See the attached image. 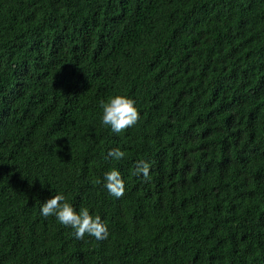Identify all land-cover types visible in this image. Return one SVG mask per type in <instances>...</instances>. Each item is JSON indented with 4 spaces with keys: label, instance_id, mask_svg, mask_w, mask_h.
<instances>
[{
    "label": "trees",
    "instance_id": "1",
    "mask_svg": "<svg viewBox=\"0 0 264 264\" xmlns=\"http://www.w3.org/2000/svg\"><path fill=\"white\" fill-rule=\"evenodd\" d=\"M54 194L108 238L42 216ZM0 264H264V0H0Z\"/></svg>",
    "mask_w": 264,
    "mask_h": 264
},
{
    "label": "clouds",
    "instance_id": "2",
    "mask_svg": "<svg viewBox=\"0 0 264 264\" xmlns=\"http://www.w3.org/2000/svg\"><path fill=\"white\" fill-rule=\"evenodd\" d=\"M102 109V123L109 126L115 133H120L134 126L140 119V113L135 107V101L124 95L109 97L107 101H100ZM125 153L119 148L110 149L108 157L120 160ZM150 164L144 160H139L135 164L132 175L149 179ZM104 185L110 195L119 199L124 195L125 184L121 173L115 168L104 174ZM41 215L45 218L55 216L58 222L65 227L74 229L76 239L83 240L85 235L94 237L96 240L108 238V226L99 215L93 216L87 208H81L77 212L73 206L66 202L63 194H54L51 198L43 202Z\"/></svg>",
    "mask_w": 264,
    "mask_h": 264
}]
</instances>
